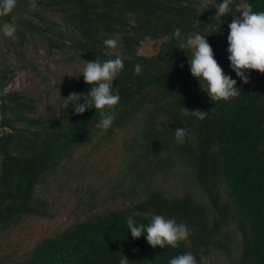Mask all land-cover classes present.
Here are the masks:
<instances>
[{
    "label": "trees",
    "instance_id": "16d2710c",
    "mask_svg": "<svg viewBox=\"0 0 264 264\" xmlns=\"http://www.w3.org/2000/svg\"><path fill=\"white\" fill-rule=\"evenodd\" d=\"M222 2L36 0L33 11L29 0H17L11 15L19 58L25 43L38 39L47 55L70 50L85 64L120 56L124 68L113 81L112 92L120 96L109 110L114 123L102 130L94 107L74 114L67 102L57 115H44L34 97L6 90L16 67L0 66V234L27 216L50 215L39 186L99 133L109 140L121 132L123 156L100 200L92 194L79 214L19 254H1L0 264H119L123 256L128 264H168L187 252L209 264L212 255L225 264H264V74L246 71L251 82L244 84L231 69L228 25L239 17L235 4L242 0H233L223 22L215 17ZM243 2L264 11V0ZM10 19L0 17L2 23ZM195 34L207 38L224 73L237 81L239 97L213 102L192 76V52L178 46ZM108 38L117 39L115 50L104 45ZM148 39L160 40L159 47L139 54ZM91 87L81 75L69 80L68 93ZM183 107L208 114L202 121L185 117ZM178 127L187 129L184 144L175 142ZM132 213L145 226L152 215L174 218L191 235L177 248H153L146 233L134 239L127 230Z\"/></svg>",
    "mask_w": 264,
    "mask_h": 264
},
{
    "label": "clouds",
    "instance_id": "9594fccd",
    "mask_svg": "<svg viewBox=\"0 0 264 264\" xmlns=\"http://www.w3.org/2000/svg\"><path fill=\"white\" fill-rule=\"evenodd\" d=\"M233 0H223L218 4L215 11L217 21L232 11L230 7ZM17 0H0V17H11L0 25V31L6 37H12L17 31L16 17L12 16ZM29 7L35 11L38 7L36 0H29ZM235 10L240 13L239 17H233L228 27L230 29L227 42L229 53L228 59L230 67L240 77L244 84L250 83V76L246 71L255 70L264 74V11H253L252 5L247 2L235 4ZM223 22V21H222ZM174 35L179 38L180 29H176ZM104 45L115 50L118 41L115 38L104 40ZM180 49L191 50L189 57L190 72L193 77L199 79L202 90L206 91L213 102L228 101L239 97L240 91L237 88V81L226 75L214 58V53L207 38L201 34L189 35L179 46ZM109 55L112 53L109 52ZM51 67V66H50ZM183 67V65H181ZM123 58L117 56L115 59H108L103 62L99 60L86 61L82 70L84 82L92 85L87 93L72 92L67 97V105L72 104L74 114H83L87 109L95 108L99 114L96 127L107 130L114 123V115L111 113L120 100L119 94H113V81L118 78L123 71ZM141 66H134V73L141 74ZM80 74V75H81ZM79 77V76H77ZM83 99V103L79 101ZM182 115L185 117H194L198 120H204L208 114L207 111H190L188 108H182ZM2 118V117H0ZM187 129L178 127L174 130V139L177 144H184L187 139ZM132 213L127 218V230L131 232L134 239L140 238L146 233L148 244L156 248H165L171 246L177 248L179 243L187 241L191 235V230L184 223H177L172 219H167L162 215H152L150 223L145 226L143 223L137 224ZM136 251V249H133ZM129 259L123 256L119 264H128ZM168 264H209L206 257L201 255L198 262L191 252L180 254L171 258Z\"/></svg>",
    "mask_w": 264,
    "mask_h": 264
},
{
    "label": "rangeland",
    "instance_id": "374dc122",
    "mask_svg": "<svg viewBox=\"0 0 264 264\" xmlns=\"http://www.w3.org/2000/svg\"><path fill=\"white\" fill-rule=\"evenodd\" d=\"M16 41L14 35L6 37L0 31V66L12 64L16 67L6 90H18L32 96L41 113L57 115L68 102L69 80L82 75L84 60L70 50L47 55L38 39L28 40L23 47L24 57L19 58ZM159 43L160 40H145L140 44L138 53L152 54ZM100 135L78 148L69 161L58 167L39 186L38 193L50 203V215L27 216L16 227L1 233L0 255L19 254L39 237L71 220L90 201L92 194L96 200H100L118 176L123 156L121 132L115 133L109 140L100 138ZM210 262L225 264L217 255H212Z\"/></svg>",
    "mask_w": 264,
    "mask_h": 264
}]
</instances>
